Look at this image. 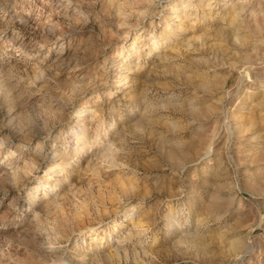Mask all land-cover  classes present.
<instances>
[{
    "label": "rangeland",
    "instance_id": "1",
    "mask_svg": "<svg viewBox=\"0 0 264 264\" xmlns=\"http://www.w3.org/2000/svg\"><path fill=\"white\" fill-rule=\"evenodd\" d=\"M242 254L264 264V0H0V264Z\"/></svg>",
    "mask_w": 264,
    "mask_h": 264
},
{
    "label": "bare ground",
    "instance_id": "2",
    "mask_svg": "<svg viewBox=\"0 0 264 264\" xmlns=\"http://www.w3.org/2000/svg\"><path fill=\"white\" fill-rule=\"evenodd\" d=\"M180 30V29H179ZM168 33V32H167ZM12 44H13V46H15V42H12ZM244 76H248L249 77V73H248V71L247 70H245L244 71ZM240 121H243V119H237L236 121H235V123L233 124L234 125V129H239V128H241L242 127V124H238V122H240ZM233 133V132H232ZM109 149H111V148H109ZM112 151V150H111ZM39 156L41 155V154H38ZM34 163H35V161H34ZM133 221V220H132ZM143 220H141L140 218L139 219H137V221H135L134 223H133V226H132V228L134 229L135 228V230H133L132 229V231H130L129 230V232H128V237H131L133 234H141V233H145L144 231L148 228H146L145 227V225H144V222H142ZM91 229H90V231L88 232V236H90V241H89V243L91 244V243H93V242H95V240H97L98 239V234H99V231H98V229H95V228H92V227H90ZM101 238V240L100 241H98V242H96L95 244H93L94 245V251H96V252H98L99 253V251L101 250V248H102V243H104L105 241L106 242H109V240H112V238H110V237H108L107 239H106V237H104V235L102 236V237H100ZM129 239V238H128ZM49 241V240H48ZM53 241V240H52ZM52 241H50L49 243H51L52 244ZM100 243V245H98ZM53 245V244H52ZM111 249H110V252H112L113 254L114 253H117V255H118V253H120L119 251H121L120 250V247H121V245H118V244H115L114 245V247L112 248V244H111ZM124 247V246H123ZM250 245L247 247V250H249L250 249ZM50 248V247H49ZM51 249V248H50ZM93 252V251H92ZM127 252V251H126ZM98 253H96V254H98ZM95 254V255H96ZM243 254H245V252L243 253ZM242 254V256L238 259V262H239V264H241L242 263V261H243V257H244V255ZM93 255V254H92ZM98 255H100V254H98ZM97 255V256H98ZM116 255V254H115ZM125 255H127V253L125 254ZM82 258V257H81Z\"/></svg>",
    "mask_w": 264,
    "mask_h": 264
}]
</instances>
